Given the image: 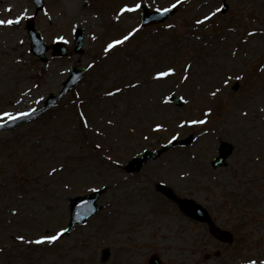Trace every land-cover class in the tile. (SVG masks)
Here are the masks:
<instances>
[{
    "label": "rangeland",
    "instance_id": "374dc122",
    "mask_svg": "<svg viewBox=\"0 0 264 264\" xmlns=\"http://www.w3.org/2000/svg\"><path fill=\"white\" fill-rule=\"evenodd\" d=\"M182 1L165 25L105 52L140 28L141 10L116 20L124 4L165 8L176 0H46L38 15L32 0H0V20L20 21L0 25V123L4 113H26L59 93L70 67L88 70L60 109L0 132V264H148L152 255L163 264H264V0ZM223 1L224 14L196 24ZM29 19L49 45L63 36L71 46L83 27L82 52L38 62L27 52ZM168 67L175 74L156 80ZM173 95L181 107L168 102ZM82 96L90 128L78 120ZM173 137L191 142L138 174L126 172L134 156ZM222 141L234 150L213 169ZM159 182L203 205L232 241L221 243L207 224L181 213L157 193ZM94 191L100 210L56 242L16 239L66 228L71 200Z\"/></svg>",
    "mask_w": 264,
    "mask_h": 264
},
{
    "label": "water",
    "instance_id": "95a60500",
    "mask_svg": "<svg viewBox=\"0 0 264 264\" xmlns=\"http://www.w3.org/2000/svg\"><path fill=\"white\" fill-rule=\"evenodd\" d=\"M35 2L37 5V11H41L42 8L44 7L43 0H35ZM144 11H145V13L143 14L144 15V23H147V25L150 23L161 22V21L165 20L170 14H173V12H174L173 10H171L168 13H162V12H157V11L150 12L147 7H144ZM27 31L29 32L31 39H32V47L31 48L33 50L39 49L40 48V41H39L40 36L36 32L34 25L29 24L27 27ZM81 38H83V29H80L77 32V38H76L77 39V47L81 46V42H82ZM58 46H61V44ZM44 50H45V48H42V50H41L42 53L44 52ZM42 53L39 52L40 55ZM42 59L45 60L44 55H42ZM80 71L79 72L75 71V73L77 72L76 73L77 75H74V77H72V79H71L72 83H69V82L67 83V85H66L67 89H69L71 86H74L75 83L77 82V80L80 79V76L82 74V71L81 72ZM167 149H168V146L164 147L160 150H157L156 152H147V153L141 155L139 158H136L134 160V162H131V165L133 164L134 168L139 169L144 163H146V161L153 160V159L157 158L162 152H164ZM167 189H163L165 191L164 193L171 195V190H169V189L167 190ZM92 199H93V197L85 198V199H82V200L75 202V204L72 208L73 209L72 210L73 222L71 223V226H73L76 222H81V221L86 220V218H88L91 214H93L96 211V209L94 208V201ZM180 205L186 211L187 214H190L192 216H196L197 208L200 209L194 202H191V201L181 200Z\"/></svg>",
    "mask_w": 264,
    "mask_h": 264
},
{
    "label": "snow or ice",
    "instance_id": "6c2138e0",
    "mask_svg": "<svg viewBox=\"0 0 264 264\" xmlns=\"http://www.w3.org/2000/svg\"><path fill=\"white\" fill-rule=\"evenodd\" d=\"M181 2V0H176V3L171 4L170 7H165V8H158L157 11L158 12H162V13H168L170 12L172 9H175L178 4ZM142 9V4L141 3H135L133 5H129V4H124L122 7H120L119 9V14L115 17L117 21H119L121 19V16H123L125 13H136L138 11H140ZM221 9L217 8L214 12H211L210 15H205L203 17V19H198L196 20V24H203L205 23V21H208L212 18V16H215L217 12H220ZM18 21H13V20H0V25H11L13 23H16ZM169 27H172V25H169ZM140 30L139 27L134 26L132 28V30L130 32H128L127 34L123 35L121 38L119 39H114L112 40L110 43L107 44L106 48L104 49L105 52H109L110 50H112L113 48H115L118 45H123L126 41H129L130 38L132 36H134L138 31ZM253 33H250V35ZM95 34H93V39H95ZM58 39L60 40H64L65 38L63 36L58 37ZM22 43V41H21ZM89 67H92V65H89ZM192 68V64L189 63L187 64L185 71L189 70ZM175 68L173 67H168L165 71H157L155 73V79L156 80H160L162 78H166L170 75H174L175 74ZM183 79L186 81L188 79L187 75L183 76ZM231 79V77H228L224 82L225 84L228 83V80ZM237 79H242V77H237ZM136 85H133V87H135ZM121 89L117 88L116 92H120ZM219 91V89H217L216 91L212 92L211 95L215 96L217 94V92ZM115 93L113 92H109L108 95H114ZM208 114H211V109L208 110ZM20 115H25L24 113H21ZM4 116L8 117L9 119H13L12 114L11 113H4ZM109 123H111V121H109ZM191 123L196 124V123H206V120H193L191 121ZM85 125H87V121H85ZM157 130H160L162 128L161 124H157L156 126ZM173 139H175V137H173ZM66 231L65 229H61L59 232L55 233V234H48V235H42L39 236L38 238L32 240V239H26L24 235H20L18 237H16V239L22 243L25 244H36V245H42L45 243H54L56 242L62 235L63 232ZM3 249H0V252H2ZM249 264H257V262L255 260L249 261Z\"/></svg>",
    "mask_w": 264,
    "mask_h": 264
}]
</instances>
